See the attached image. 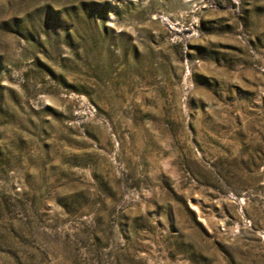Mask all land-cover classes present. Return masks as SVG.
I'll list each match as a JSON object with an SVG mask.
<instances>
[{"label":"rangeland","instance_id":"374dc122","mask_svg":"<svg viewBox=\"0 0 264 264\" xmlns=\"http://www.w3.org/2000/svg\"><path fill=\"white\" fill-rule=\"evenodd\" d=\"M0 264H264V0H0Z\"/></svg>","mask_w":264,"mask_h":264}]
</instances>
